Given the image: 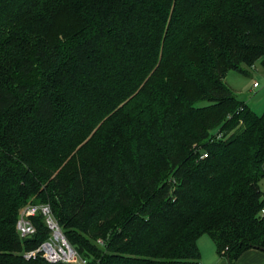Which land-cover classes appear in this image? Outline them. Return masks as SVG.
I'll return each mask as SVG.
<instances>
[{"label": "trees", "instance_id": "trees-1", "mask_svg": "<svg viewBox=\"0 0 264 264\" xmlns=\"http://www.w3.org/2000/svg\"><path fill=\"white\" fill-rule=\"evenodd\" d=\"M256 61L264 0H0V264H49L28 202L90 264L264 247V109L224 80Z\"/></svg>", "mask_w": 264, "mask_h": 264}, {"label": "built area", "instance_id": "built-area-1", "mask_svg": "<svg viewBox=\"0 0 264 264\" xmlns=\"http://www.w3.org/2000/svg\"><path fill=\"white\" fill-rule=\"evenodd\" d=\"M253 85H257V81H254ZM216 135L221 136V132H216ZM37 213H41L43 221L47 226L48 234L36 246L24 248L22 250L24 257L34 258L36 256H41L49 264L57 261L68 264H90L88 259L81 256L75 246L67 239L58 220L53 215L51 206L48 202H28L19 208L15 221V228L21 238L29 237L36 231V226L32 217ZM98 240L101 241V239Z\"/></svg>", "mask_w": 264, "mask_h": 264}, {"label": "rangeland", "instance_id": "rangeland-1", "mask_svg": "<svg viewBox=\"0 0 264 264\" xmlns=\"http://www.w3.org/2000/svg\"><path fill=\"white\" fill-rule=\"evenodd\" d=\"M224 80L232 89L236 96L244 100L257 113H261L264 109V64L258 61L254 62L250 67H247V72H239L234 69H229ZM257 81V85L253 82ZM200 103H203L200 102ZM260 188L264 192V177L260 179ZM209 261L203 264H210V256H206ZM216 260V257L213 258ZM221 261L216 260L213 264H220ZM240 264H258V257L253 254L247 255L241 260Z\"/></svg>", "mask_w": 264, "mask_h": 264}, {"label": "crops", "instance_id": "crops-1", "mask_svg": "<svg viewBox=\"0 0 264 264\" xmlns=\"http://www.w3.org/2000/svg\"><path fill=\"white\" fill-rule=\"evenodd\" d=\"M260 183V182H259ZM197 244L200 250V262L209 261L206 256H210V264H213L216 260L221 261L220 264H228L225 256L218 253L216 243L214 239L206 232L201 233L197 238ZM253 254L258 257V264H264V250L257 247H247L244 249L234 261V264H240L241 260L247 255ZM216 257V260L213 258Z\"/></svg>", "mask_w": 264, "mask_h": 264}, {"label": "water", "instance_id": "water-1", "mask_svg": "<svg viewBox=\"0 0 264 264\" xmlns=\"http://www.w3.org/2000/svg\"><path fill=\"white\" fill-rule=\"evenodd\" d=\"M257 248H261V249H263V250H264V247H261V246H260V247H257Z\"/></svg>", "mask_w": 264, "mask_h": 264}]
</instances>
